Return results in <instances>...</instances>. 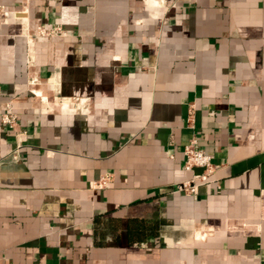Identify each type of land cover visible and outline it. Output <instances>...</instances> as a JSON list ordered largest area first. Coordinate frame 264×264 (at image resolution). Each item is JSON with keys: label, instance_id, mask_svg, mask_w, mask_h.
<instances>
[{"label": "crops", "instance_id": "obj_1", "mask_svg": "<svg viewBox=\"0 0 264 264\" xmlns=\"http://www.w3.org/2000/svg\"><path fill=\"white\" fill-rule=\"evenodd\" d=\"M6 102L0 264H264V0H0Z\"/></svg>", "mask_w": 264, "mask_h": 264}, {"label": "built area", "instance_id": "obj_2", "mask_svg": "<svg viewBox=\"0 0 264 264\" xmlns=\"http://www.w3.org/2000/svg\"><path fill=\"white\" fill-rule=\"evenodd\" d=\"M65 35L59 27L45 28L38 26L36 28V36L40 38H50L54 36ZM16 115L12 111L9 102L4 104V111L0 115V123L9 130H13L16 125ZM21 135V134H20ZM184 169L192 172L195 169L200 170L199 173L194 174L190 179L183 181L176 185L174 191L181 192L186 195L195 194L201 185L207 183L213 175L215 169L211 162V157L206 155L196 145L194 138L190 139L183 149ZM109 180V176L100 177L93 185V187H103Z\"/></svg>", "mask_w": 264, "mask_h": 264}]
</instances>
